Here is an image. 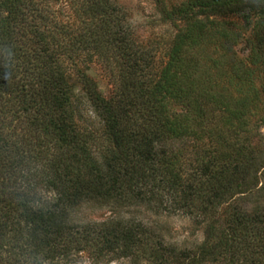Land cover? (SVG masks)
<instances>
[{
  "label": "trees",
  "instance_id": "trees-1",
  "mask_svg": "<svg viewBox=\"0 0 264 264\" xmlns=\"http://www.w3.org/2000/svg\"><path fill=\"white\" fill-rule=\"evenodd\" d=\"M165 1L154 62L113 0H0V264H264V85L241 62L254 47L264 66V0ZM84 204L107 214L77 221ZM174 214L198 242L167 239Z\"/></svg>",
  "mask_w": 264,
  "mask_h": 264
},
{
  "label": "rangeland",
  "instance_id": "rangeland-1",
  "mask_svg": "<svg viewBox=\"0 0 264 264\" xmlns=\"http://www.w3.org/2000/svg\"><path fill=\"white\" fill-rule=\"evenodd\" d=\"M115 3L123 7L129 18L132 31L135 35L137 41H139L144 46H149L152 48V53L154 55V62L160 59L161 51L163 47L168 42L172 36L175 28L166 23H160L157 19V6L154 0H113ZM181 0H166L165 7L171 4H176ZM51 4L53 8H58V3L53 2ZM220 27H225L233 32L239 33V39L236 44V49L238 50V55L242 56L246 52L247 46L242 40V37L247 36L248 27L242 23L238 17L228 16V17H217ZM243 66L247 67V82L245 86L247 89L251 87L256 91H261L264 85V66L261 61V53L254 47L250 50L248 55L242 59ZM88 75L96 84L97 89L103 96H107L111 90V84L109 80V75L103 69L99 63H91L88 70ZM256 89H255V88ZM77 91V90H76ZM77 93V103L79 107V112L83 118V124L95 130L97 134L100 133V124L97 119L89 111L88 105L84 98L79 92ZM260 96L262 93H259ZM176 107V106H175ZM261 109L256 110V116L260 115ZM260 133L264 132V126H259ZM105 144V142L103 143ZM107 214L105 208H97L90 204H84L79 208L75 214V220L77 221H87V220H100ZM162 226L166 230V237L169 241L181 245L188 246L192 243L198 242L201 239L200 231L192 226L189 219L185 216L174 214L167 217H162L159 219ZM82 261H85L84 257H81ZM81 264V262H80ZM106 264H127L125 260L109 261Z\"/></svg>",
  "mask_w": 264,
  "mask_h": 264
}]
</instances>
